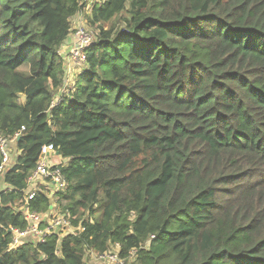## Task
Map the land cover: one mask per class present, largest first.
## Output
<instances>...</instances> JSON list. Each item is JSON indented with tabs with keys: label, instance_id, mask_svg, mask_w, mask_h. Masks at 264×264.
Listing matches in <instances>:
<instances>
[{
	"label": "trees",
	"instance_id": "1",
	"mask_svg": "<svg viewBox=\"0 0 264 264\" xmlns=\"http://www.w3.org/2000/svg\"><path fill=\"white\" fill-rule=\"evenodd\" d=\"M79 16L96 34L69 78ZM16 132L0 264H85L116 245L125 264H264V0H0V136ZM45 144L84 230L8 251Z\"/></svg>",
	"mask_w": 264,
	"mask_h": 264
},
{
	"label": "built area",
	"instance_id": "2",
	"mask_svg": "<svg viewBox=\"0 0 264 264\" xmlns=\"http://www.w3.org/2000/svg\"><path fill=\"white\" fill-rule=\"evenodd\" d=\"M77 32V42L72 46L71 52L67 57V62L71 63V66L84 63V49L93 41L84 28L77 30ZM19 134V132H16L14 137L10 139L0 136V176L11 163L14 140ZM53 156L57 157L59 161H57V158L53 159ZM64 162L51 144H45L41 147L35 167L26 178L25 204L20 205L26 221V227L24 229L9 228L12 233V239L9 243L8 251L17 249L28 238L43 243L52 234H58L61 237L84 230L82 221L77 226H74L69 210H63L57 201L58 192L64 190L67 185L61 171V165ZM38 192L50 198L49 208L45 212L31 210L28 206V201L33 200ZM114 248H116V253H113L110 249L105 253L99 254V256H106L105 258L117 261L119 259L117 254L118 246L116 245ZM87 252L93 253L94 251L89 250Z\"/></svg>",
	"mask_w": 264,
	"mask_h": 264
},
{
	"label": "rangeland",
	"instance_id": "3",
	"mask_svg": "<svg viewBox=\"0 0 264 264\" xmlns=\"http://www.w3.org/2000/svg\"><path fill=\"white\" fill-rule=\"evenodd\" d=\"M82 23L83 24L78 23V20H75L72 22V34H71L72 40L68 41L62 49V53L66 54V58L70 54V52H71L70 50H71L72 46H74V44L77 42V35H78L77 30L84 28L85 31L87 33H89L92 40H94V38H95L96 29L88 26L84 19H83ZM68 66H69L68 77L70 78V75L72 72V71L70 72V69L78 72L81 69V67L83 66V64H76L75 66H71L68 64ZM56 158L57 157L53 156V159H56ZM57 161H59L58 158H57ZM111 251L113 253H116V248L112 247ZM105 257L99 256V254L96 251H94L93 253L87 252L85 254V264H125L122 260L118 259L117 261H112V260L105 258Z\"/></svg>",
	"mask_w": 264,
	"mask_h": 264
},
{
	"label": "crops",
	"instance_id": "4",
	"mask_svg": "<svg viewBox=\"0 0 264 264\" xmlns=\"http://www.w3.org/2000/svg\"><path fill=\"white\" fill-rule=\"evenodd\" d=\"M90 1H91V0H88V2H90ZM75 20H78V23L83 24V23H82L83 18H82L81 16L76 17L73 21H75ZM71 40H72V37H71V35H70V37L67 39V42H68V41H71ZM65 45H66V44H65ZM62 49H63V48H62ZM66 59H67V58H66ZM68 64L71 65V63L67 62V68L69 69ZM73 69H74V68H73ZM71 71H72V72H71ZM70 72H71V75H72V74L75 73L76 71L70 69Z\"/></svg>",
	"mask_w": 264,
	"mask_h": 264
}]
</instances>
